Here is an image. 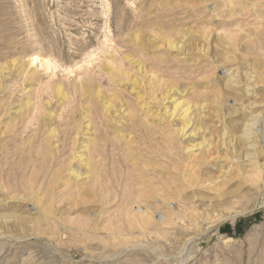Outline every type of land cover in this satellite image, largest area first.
<instances>
[{
    "label": "rangeland",
    "instance_id": "rangeland-1",
    "mask_svg": "<svg viewBox=\"0 0 264 264\" xmlns=\"http://www.w3.org/2000/svg\"><path fill=\"white\" fill-rule=\"evenodd\" d=\"M0 264H264V0H0Z\"/></svg>",
    "mask_w": 264,
    "mask_h": 264
},
{
    "label": "bare ground",
    "instance_id": "bare-ground-1",
    "mask_svg": "<svg viewBox=\"0 0 264 264\" xmlns=\"http://www.w3.org/2000/svg\"><path fill=\"white\" fill-rule=\"evenodd\" d=\"M175 111H176V107H174V108L172 109L170 115H173ZM185 111H187V109L180 111V114L184 116V115L186 114ZM246 126H248V125H246ZM189 129H190V132H193V134H196V131H197L198 128H196L195 126L189 125V123H187V125H186V123H184V125H183V127H182V133H184V135H185L186 132H187ZM190 132H188V134H189ZM186 135H187V134H186ZM209 148H210V146L207 145V146H206V149L209 150Z\"/></svg>",
    "mask_w": 264,
    "mask_h": 264
}]
</instances>
